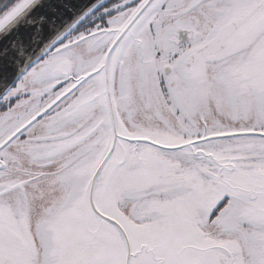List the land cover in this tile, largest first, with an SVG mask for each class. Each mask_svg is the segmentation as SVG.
Masks as SVG:
<instances>
[{"label": "snow or ice", "instance_id": "snow-or-ice-1", "mask_svg": "<svg viewBox=\"0 0 264 264\" xmlns=\"http://www.w3.org/2000/svg\"><path fill=\"white\" fill-rule=\"evenodd\" d=\"M0 264H264V0H0Z\"/></svg>", "mask_w": 264, "mask_h": 264}]
</instances>
